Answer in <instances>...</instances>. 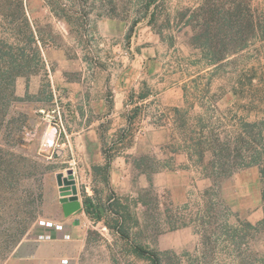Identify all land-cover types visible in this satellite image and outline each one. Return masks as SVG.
<instances>
[{"label": "rangeland", "instance_id": "obj_1", "mask_svg": "<svg viewBox=\"0 0 264 264\" xmlns=\"http://www.w3.org/2000/svg\"><path fill=\"white\" fill-rule=\"evenodd\" d=\"M23 5L0 0V264L24 227L19 243L42 241L41 221L70 233L67 264H150L134 246L160 264H264V0ZM100 100L85 160L63 123ZM69 169L81 210L64 217Z\"/></svg>", "mask_w": 264, "mask_h": 264}, {"label": "crops", "instance_id": "obj_2", "mask_svg": "<svg viewBox=\"0 0 264 264\" xmlns=\"http://www.w3.org/2000/svg\"><path fill=\"white\" fill-rule=\"evenodd\" d=\"M143 99H146V97ZM114 108L115 110L118 109V107ZM103 109V100H100L97 108L92 109V111H86L83 109L80 115H77L76 113L75 119H71L72 121L66 120L65 123H63V127L67 129L74 126L73 131H70V134H68L67 137H74L76 142L83 144L80 149L84 152V156L91 150L92 145L97 142L96 131L97 127H99L103 121V118L102 116L98 118L96 114H101ZM88 115L90 117H88ZM80 129L82 130L80 131ZM87 160L91 162L89 164L96 166H101V163L104 162V159L99 151L93 155V159L88 157ZM58 223L59 222H56V224ZM39 228L41 232L39 236L47 234L50 235L51 239L42 241H22L17 245L12 253L13 264H16V262L17 264H63L64 259L71 256V253L67 251L68 246L70 245V242L68 241L70 238L64 239L67 241H61L57 236L58 233H62L63 235L67 234L70 237V233L68 231H64V227L62 232H54L52 229H45L42 227Z\"/></svg>", "mask_w": 264, "mask_h": 264}, {"label": "trees", "instance_id": "obj_3", "mask_svg": "<svg viewBox=\"0 0 264 264\" xmlns=\"http://www.w3.org/2000/svg\"><path fill=\"white\" fill-rule=\"evenodd\" d=\"M16 6L19 9L20 13L22 15H24L23 14V11H24L23 0H16ZM29 36H30L29 39L32 40L33 34L31 32L29 33ZM130 120L132 121V119H130ZM251 126H256V123H254V124L245 123L244 130L246 133H248V128ZM204 144H205L204 142L199 141L194 146H197L199 148H203ZM84 204H85L84 211L87 215L93 214L94 217H96L98 220L102 219V214L104 213V209L101 206H96L95 204H93V202L90 198L85 199ZM30 224H31V219H30V221H28L27 226H29ZM24 230H25V227L22 231L19 232L18 237L15 240V244H14L15 246L18 245L17 243L20 242V239L23 236ZM121 234H123V233H121ZM132 252L136 257L144 259V260L148 261L150 264H160V260L157 258V256L149 250H145L141 247L134 246L132 249Z\"/></svg>", "mask_w": 264, "mask_h": 264}, {"label": "water", "instance_id": "obj_4", "mask_svg": "<svg viewBox=\"0 0 264 264\" xmlns=\"http://www.w3.org/2000/svg\"><path fill=\"white\" fill-rule=\"evenodd\" d=\"M56 183L59 190V201L62 205L64 217H69L81 210L77 187L73 170L69 169L66 176L62 173L56 175ZM78 223L75 222L74 225Z\"/></svg>", "mask_w": 264, "mask_h": 264}, {"label": "built area", "instance_id": "obj_5", "mask_svg": "<svg viewBox=\"0 0 264 264\" xmlns=\"http://www.w3.org/2000/svg\"><path fill=\"white\" fill-rule=\"evenodd\" d=\"M40 226L42 228H45V229H52L54 232H62L63 231V225L60 223L56 224V223H52V222L41 221ZM69 238H70L69 235H67V234L63 235V239H69ZM39 239L40 240H49V239H51V237H50V235L45 234L43 236H39ZM63 264H67V261L64 260Z\"/></svg>", "mask_w": 264, "mask_h": 264}]
</instances>
